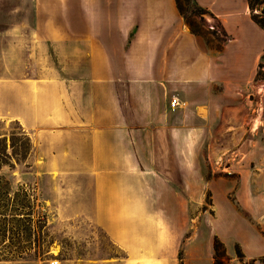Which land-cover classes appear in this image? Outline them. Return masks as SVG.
Returning <instances> with one entry per match:
<instances>
[{"label":"rangeland","instance_id":"374dc122","mask_svg":"<svg viewBox=\"0 0 264 264\" xmlns=\"http://www.w3.org/2000/svg\"><path fill=\"white\" fill-rule=\"evenodd\" d=\"M82 3L0 0V175L29 191L45 221L42 248L30 246L29 253L16 260L0 257V264H215V242L214 257L219 264H264L263 254L251 258L241 246L248 243L246 234L249 238L255 235L264 246V62L243 91L258 113L242 120L243 127L233 132L235 138L230 135L229 123L225 125L228 131L217 135L213 132L217 124L211 122L202 135L203 147L195 150L194 163L103 166L110 174L109 185H113L112 191L102 195L110 205L109 213L93 210L99 181L92 172H100L97 166L60 163L70 152L71 156L85 155L77 149L85 140L76 141L69 152L64 131L79 130L77 136H87L86 126L62 122V140L57 147L60 161L52 158L49 165L44 164L49 151L41 146L44 140L40 135L32 138V147L31 132L22 129L20 116L15 119L13 115V110L21 112L23 78L57 79L63 94V116L72 107L84 112L81 101L85 94L96 95V86L70 81L82 77L81 68L85 67V45L78 41L84 21L77 10L84 8ZM181 7L209 46H221L214 40L225 41L217 21L206 14L195 15L189 0ZM263 8L264 0H259L253 11L249 10L250 16L261 15ZM54 16L65 33L56 55L46 38L54 29L53 22L51 27L43 25ZM30 91L36 93L37 88L30 87ZM250 119L253 123H248ZM257 126L262 128L250 130ZM43 128L41 124L33 133ZM114 138L117 141V134ZM247 139L243 152L241 141ZM137 150L142 157L161 156L148 149ZM171 152L173 157L181 156ZM47 169L54 173H46ZM117 176L123 190L117 188ZM118 192L124 195L118 197ZM119 201H125L126 207L118 205ZM117 234L125 237L122 246L109 238Z\"/></svg>","mask_w":264,"mask_h":264},{"label":"crops","instance_id":"0c3cea01","mask_svg":"<svg viewBox=\"0 0 264 264\" xmlns=\"http://www.w3.org/2000/svg\"><path fill=\"white\" fill-rule=\"evenodd\" d=\"M83 1L84 8L77 10V16L84 21L78 41L85 45V67L81 68L82 77L70 81L96 86V95L85 94L81 101L84 112L72 107V113L64 111L63 116V94L57 79L23 78L21 112L13 110V115L15 119L20 116L22 129L31 132L32 147V138L43 137L41 146L49 151L45 165L52 158L61 160L57 149L62 140V122L86 126L87 136H77L79 130L64 131L69 152L76 141L85 140L82 147H77L85 155L71 156L70 152L60 163L97 166L100 172H92L99 181L92 198L93 210L109 213L110 205L104 203L102 195L112 191L113 185H109L110 174L103 166L194 163L198 155L195 150L203 147L202 135L211 122L217 124L213 128L217 135L229 123L230 135L235 138L233 132L243 127L242 120L258 113L243 91L264 62V31L252 21L247 0H189L220 24L226 40L219 48L190 32L175 0ZM51 22L54 29L46 38L56 55L65 33L55 16L43 25L51 27ZM30 87L37 88V92L31 93ZM11 96L15 101L16 95ZM172 99L178 101L173 107ZM41 124L45 128L34 134ZM252 127V132L262 128ZM248 139L241 141L243 152V143L247 144ZM137 149L161 156L142 157ZM171 151L181 156L173 157ZM46 173L54 172L47 169ZM117 178V188L123 190L124 184ZM118 205L126 207L125 201ZM249 236H244L248 243H241L245 253L251 258L264 255V246L256 241L257 237ZM109 238L119 246L125 242L119 234Z\"/></svg>","mask_w":264,"mask_h":264},{"label":"trees","instance_id":"16d2710c","mask_svg":"<svg viewBox=\"0 0 264 264\" xmlns=\"http://www.w3.org/2000/svg\"><path fill=\"white\" fill-rule=\"evenodd\" d=\"M188 3V0H175V5L180 16L185 24L188 25L190 32L204 37L203 33L184 16L181 3ZM259 0H247V5L250 11H253L254 6ZM195 15H203L205 12L195 8ZM252 21L264 31V8L261 15H251ZM212 36L215 34L210 32ZM226 40V35L221 32ZM216 43H222L223 40L214 37ZM216 48H219L216 45ZM11 167V164H5ZM1 168V167H0ZM39 207L35 204L33 197L28 190L22 189L19 186H13L11 181L4 175H0V257L2 260H16L29 253L30 246L37 249L43 247V241L40 238L42 229L44 228V218L37 211ZM39 236V237H37ZM30 237L33 240H30ZM217 242L213 245L214 256ZM34 249V248H33ZM238 257H241L238 251ZM213 256L215 264H219L216 257ZM179 260H181L179 258Z\"/></svg>","mask_w":264,"mask_h":264},{"label":"built area","instance_id":"2783aa9c","mask_svg":"<svg viewBox=\"0 0 264 264\" xmlns=\"http://www.w3.org/2000/svg\"><path fill=\"white\" fill-rule=\"evenodd\" d=\"M174 105H177V99H172L171 102H170V106H174Z\"/></svg>","mask_w":264,"mask_h":264},{"label":"bare ground","instance_id":"6f19581e","mask_svg":"<svg viewBox=\"0 0 264 264\" xmlns=\"http://www.w3.org/2000/svg\"><path fill=\"white\" fill-rule=\"evenodd\" d=\"M206 20L209 21V19L206 17Z\"/></svg>","mask_w":264,"mask_h":264}]
</instances>
